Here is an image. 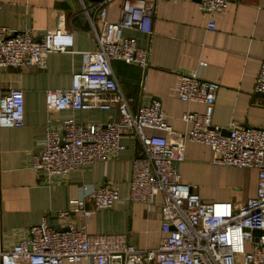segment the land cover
<instances>
[{
	"label": "built area",
	"instance_id": "obj_1",
	"mask_svg": "<svg viewBox=\"0 0 264 264\" xmlns=\"http://www.w3.org/2000/svg\"><path fill=\"white\" fill-rule=\"evenodd\" d=\"M117 1L98 2L95 17L84 8L98 49L82 53L81 69L73 74L70 88L47 91L46 106L51 113L114 110L120 119L82 124L69 118L56 125L49 118L46 142L34 157L33 169L45 182H51L82 172L95 162L118 159L125 149L122 139H135L140 147L132 162L129 196L122 198L115 186L85 184L81 187L84 196L71 200V211L87 221L96 212L125 200L143 204L151 212L162 194L161 243L154 249H141L129 242L127 234H90L85 224L78 226L72 221L66 230H58L44 219L31 226L9 250H0L1 264H264V124L246 127L233 122L225 133L213 124L220 85L198 74H183L177 90L179 99L203 104L205 110L184 113L182 120L190 129L171 141L174 129L162 101L150 98L134 109V99L120 85L113 67L116 62L139 67L140 90L147 91L149 52L139 46L137 37L126 32L153 33L155 2L123 0L120 18L110 21L108 5ZM233 1L199 0L210 17L209 30L216 28L213 16L226 13ZM74 46V34L64 26L49 29L41 40L31 30L13 33L0 26V69L32 66L44 71L50 54L73 52ZM255 92L264 94V59ZM24 125V91L10 89L0 96V128ZM189 142L210 147L215 164L257 170L256 195L239 204L205 202L182 181L177 170L186 159ZM71 211L61 212L59 217L69 218ZM255 231L260 234L255 235Z\"/></svg>",
	"mask_w": 264,
	"mask_h": 264
},
{
	"label": "crops",
	"instance_id": "obj_2",
	"mask_svg": "<svg viewBox=\"0 0 264 264\" xmlns=\"http://www.w3.org/2000/svg\"><path fill=\"white\" fill-rule=\"evenodd\" d=\"M123 0L108 5L107 18H120ZM155 2L153 33L127 31L137 37L139 46L149 52L146 70L147 91L140 90L142 71L123 62L113 67L120 85L134 99L133 107L159 98L173 127L170 140H177L190 125L182 120L187 111L203 113L200 103H186L178 97L183 74H198L220 85L214 106L213 124L228 132L233 122L246 127L264 124V94L255 85L264 59V0H234L224 14L213 16L214 30L208 29L209 15L198 0H147ZM70 6L66 0H0V26L13 33L31 30L37 40L49 29L64 26L75 38L73 52L52 53L47 70L32 66L0 69V96L10 89L25 94V125L0 128V250H9L27 230L48 220L50 226L65 229L69 221L86 225L90 234H127L129 242L141 249L157 248L164 236L160 205L148 212L143 204L118 201L85 221L73 210L72 199L84 196L81 187L115 186L122 198L130 194L132 162L139 143L125 137V149L118 159L95 162L82 172H72L45 182L33 169L34 157L46 142L48 119L56 125L74 118L82 124L119 120L114 110L49 112L48 90L70 88L73 74L82 66V53L98 49L86 11L95 17L98 3L89 1ZM151 134L166 135L162 131ZM210 147L187 143L186 159L177 165L182 181L192 186L205 202L245 203L257 192L258 173L253 168L214 163ZM91 207V204L88 203ZM70 210V216L59 214ZM1 264V262H0ZM70 264V263H66ZM80 264H92L82 262Z\"/></svg>",
	"mask_w": 264,
	"mask_h": 264
},
{
	"label": "water",
	"instance_id": "obj_3",
	"mask_svg": "<svg viewBox=\"0 0 264 264\" xmlns=\"http://www.w3.org/2000/svg\"><path fill=\"white\" fill-rule=\"evenodd\" d=\"M73 1H76V3L78 4L79 2V0H66V2L70 5V6H72L73 5ZM83 2L84 1H89V2H91V3H98V2H101L102 0H82ZM199 1V0H198ZM59 230V229H58ZM66 230V229H65ZM260 234V232L259 231H255V235H259Z\"/></svg>",
	"mask_w": 264,
	"mask_h": 264
}]
</instances>
